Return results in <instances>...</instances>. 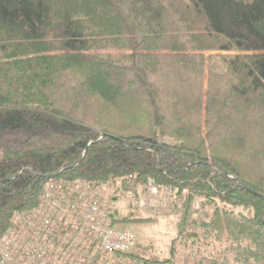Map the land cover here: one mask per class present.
Listing matches in <instances>:
<instances>
[{"label":"trees","instance_id":"trees-1","mask_svg":"<svg viewBox=\"0 0 264 264\" xmlns=\"http://www.w3.org/2000/svg\"><path fill=\"white\" fill-rule=\"evenodd\" d=\"M49 175L202 197L264 264V0H0V237Z\"/></svg>","mask_w":264,"mask_h":264},{"label":"rangeland","instance_id":"rangeland-1","mask_svg":"<svg viewBox=\"0 0 264 264\" xmlns=\"http://www.w3.org/2000/svg\"><path fill=\"white\" fill-rule=\"evenodd\" d=\"M111 53H121V51H110ZM228 54L225 52H213ZM110 82L123 87V95L128 94L125 82L121 74L114 72L110 77ZM130 80L129 77L125 81ZM124 99V98H123ZM114 130L123 131L119 134H137L138 131L124 128L118 123L113 124ZM123 140V139H122ZM164 143L174 144L178 141L170 136L161 139ZM98 188L99 197L111 210L117 211L120 220L114 227L124 226L129 228L137 238V247L134 249V256H124L127 264H142L143 259L160 260L171 259L169 264H212L210 259L224 264L221 258L227 256L228 264H234V254L230 249L231 241L226 236L208 235L211 231L219 233L223 231L226 224L221 215L217 225L209 224V228L200 224L212 222L215 204H206L202 197H195L192 203H187L186 194L178 195L176 189L170 187L159 188L154 192V185L149 180L146 184H135L131 182L129 187H125L121 182L117 184H105ZM200 196V195H197ZM144 201L141 206L136 201ZM204 203V204H203ZM188 208L186 207V205ZM220 206V205H219ZM188 221V229L198 233V237L187 236V230L179 234V223L182 220ZM194 222H197L194 225ZM211 230V231H208ZM221 233V232H220ZM216 238V239H214ZM172 250L174 252L172 253ZM219 252V255H218ZM118 254L114 253L113 257ZM115 264H125L124 261L116 260Z\"/></svg>","mask_w":264,"mask_h":264},{"label":"built area","instance_id":"built-area-1","mask_svg":"<svg viewBox=\"0 0 264 264\" xmlns=\"http://www.w3.org/2000/svg\"><path fill=\"white\" fill-rule=\"evenodd\" d=\"M105 219L88 188L52 182L41 205L16 213L0 239V264H109L107 255L129 251L134 238Z\"/></svg>","mask_w":264,"mask_h":264},{"label":"water","instance_id":"water-1","mask_svg":"<svg viewBox=\"0 0 264 264\" xmlns=\"http://www.w3.org/2000/svg\"><path fill=\"white\" fill-rule=\"evenodd\" d=\"M120 140H122V139H120ZM123 141V140H122ZM124 142V141H123ZM125 144H126V142H124Z\"/></svg>","mask_w":264,"mask_h":264}]
</instances>
